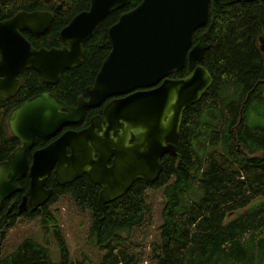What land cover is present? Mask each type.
Instances as JSON below:
<instances>
[{
    "label": "trees",
    "instance_id": "obj_1",
    "mask_svg": "<svg viewBox=\"0 0 264 264\" xmlns=\"http://www.w3.org/2000/svg\"><path fill=\"white\" fill-rule=\"evenodd\" d=\"M139 4L140 0H128L122 9L108 15L84 44V63L65 71L58 84L44 83L42 75L30 69L20 75L12 96L0 95V163L18 147L8 125L11 112L46 92L70 107L77 106L112 50L110 28ZM89 6L90 0H0V22L20 12H49L53 21L46 33L23 31V35L38 49L62 48V29ZM260 16L257 2L230 6L211 3L208 22L195 32L194 44L206 34L210 48L201 64L212 74L214 84L198 104L185 111L177 153L164 157L163 171L154 184L137 181L125 196L104 204L100 187L87 177L66 186L51 179L50 201L34 212L27 207L18 214L29 192L30 179L26 176L18 183L20 191L0 208V264H77L70 257L55 213L49 209L65 196L88 211V241L103 253L100 264H264V53L259 41ZM188 73L186 67L172 77L183 78ZM97 110L87 109L79 126L88 125ZM49 142L37 138L33 151ZM149 191H161L163 200L159 237L148 244L144 236L153 214ZM20 219L41 220L43 229L58 239L59 263L53 262L49 250L32 237L10 254L3 251Z\"/></svg>",
    "mask_w": 264,
    "mask_h": 264
},
{
    "label": "water",
    "instance_id": "obj_2",
    "mask_svg": "<svg viewBox=\"0 0 264 264\" xmlns=\"http://www.w3.org/2000/svg\"><path fill=\"white\" fill-rule=\"evenodd\" d=\"M127 1L90 0L89 9L62 29V48L38 49L23 35V31L46 33L53 21L49 12H20L0 22V95L12 96L19 76L30 69L39 72L44 83L58 84L65 71L84 63V44L101 22ZM212 2L219 6L259 3V41L264 53V0H140L110 28L112 50L86 90L88 99L82 97L76 107H70L46 92L11 112L8 125L18 147L0 163V208L20 191L18 183L26 176L29 192L18 214L27 207L34 212L50 201L53 190L46 184L52 173L60 186L88 173L100 187L104 204L125 196L137 181L154 184L163 171V157L177 153L185 111L198 104L214 84L212 74L201 64L210 48L206 34L194 44L195 32L208 22ZM186 67L185 77H171ZM131 92L110 102L103 116L92 117L86 128L68 130L35 150L30 162L37 138L50 140L64 127L80 124L87 109ZM112 156L114 163L109 166Z\"/></svg>",
    "mask_w": 264,
    "mask_h": 264
},
{
    "label": "rangeland",
    "instance_id": "obj_3",
    "mask_svg": "<svg viewBox=\"0 0 264 264\" xmlns=\"http://www.w3.org/2000/svg\"><path fill=\"white\" fill-rule=\"evenodd\" d=\"M147 197L153 210L152 225L146 231L148 235L144 236L149 244L151 241H156V238L159 237V228L162 225L163 197L161 191H149ZM49 209L55 213L58 219L61 235L67 243L71 259L77 264L79 262L82 264H100L103 253L93 247L88 241L90 228L88 211L79 209L69 196L62 197L58 202L51 205ZM28 237L34 238L39 244L46 247L53 262H60L61 254L58 247V239L51 232L43 229L41 220L24 221L20 219L17 226L9 233L3 251L8 254L12 253L17 245ZM140 238H143V236ZM148 250L151 251V249ZM140 264H149V261H142Z\"/></svg>",
    "mask_w": 264,
    "mask_h": 264
},
{
    "label": "flooded vegetation",
    "instance_id": "obj_4",
    "mask_svg": "<svg viewBox=\"0 0 264 264\" xmlns=\"http://www.w3.org/2000/svg\"><path fill=\"white\" fill-rule=\"evenodd\" d=\"M172 78H178V77H172ZM19 80H20V78H19ZM91 86V85H90ZM89 87V86H88ZM87 87V88H88ZM156 87V86H155ZM155 87H152V88H144V89H140V90H137V91H149V90H152V89H154ZM87 88H86V90H87ZM135 92V91H134ZM133 92H131V93H129V94H123V95H115V96H112V97H109V98H107L104 102H103V104L101 105V106H99V107H97V113L93 116V117H95V116H103V111H104V109H105V107L110 103V102H112V101H115V100H121V99H124V98H126V97H128L130 94H132ZM84 99H88V96H87V91H86V97H83ZM72 107H76V106H72ZM88 125H83V126H79V124H76V125H70V126H66V127H64L60 132H59V134L57 135V136H55L54 138H52V139H50L49 141V143L47 144V145H49L52 141H54L55 139H57L59 136H61L64 132H66V131H68V130H74V131H80V130H82V129H84V128H86ZM114 137L115 138H117L118 137V133L116 132L115 134H114ZM135 143V139L134 140H132L131 142H130V145H133ZM46 145V146H47ZM45 146V147H46ZM44 147V148H45ZM42 149V148H41ZM38 150V149H37ZM40 150V149H39ZM33 150H32V152H31V154H30V162H32V154H33ZM167 155H169V154H167ZM167 155H165V156H167ZM164 156V157H165ZM164 157H163V159H164ZM96 158H98V156H96ZM114 159H115V156H112V158H111V160H110V162H109V166H112L113 165V163H114ZM162 162H163V160H162ZM83 177H87L89 180H90V178H89V174L88 173H85L81 178H83ZM51 179H54V181H55V183H57L56 182V180H55V175L52 173L51 174V176L49 177V179H48V181H47V184H46V188L47 189H51L50 187H49V182H50V180ZM91 181V180H90ZM141 181V180H140ZM92 183V182H91ZM58 184V183H57ZM101 190V189H100ZM25 211V210H24ZM22 214V213H21Z\"/></svg>",
    "mask_w": 264,
    "mask_h": 264
}]
</instances>
